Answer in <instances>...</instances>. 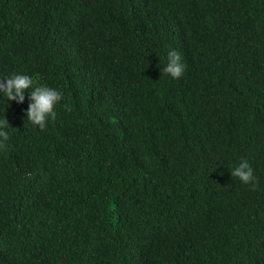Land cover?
<instances>
[{
    "label": "trees",
    "instance_id": "trees-1",
    "mask_svg": "<svg viewBox=\"0 0 264 264\" xmlns=\"http://www.w3.org/2000/svg\"><path fill=\"white\" fill-rule=\"evenodd\" d=\"M11 73L63 95L0 97V264H264V0H0Z\"/></svg>",
    "mask_w": 264,
    "mask_h": 264
},
{
    "label": "clouds",
    "instance_id": "clouds-1",
    "mask_svg": "<svg viewBox=\"0 0 264 264\" xmlns=\"http://www.w3.org/2000/svg\"><path fill=\"white\" fill-rule=\"evenodd\" d=\"M185 65L182 62L180 52L175 48H169L166 53V61L160 68L161 73L167 74L173 79L182 76ZM25 90H28V106L26 118L33 125L43 129L47 121L57 116L56 106L62 100V91L41 83L38 74L28 75L25 73H11L0 77V97L7 100H15L17 103L25 101ZM8 124L6 119H0V146L9 139ZM231 176L239 178L245 184H251L255 188L256 177L254 170L247 159L241 158L239 162L230 169Z\"/></svg>",
    "mask_w": 264,
    "mask_h": 264
}]
</instances>
